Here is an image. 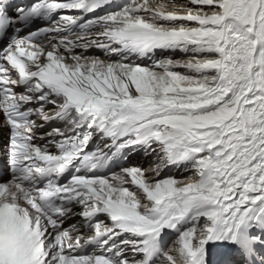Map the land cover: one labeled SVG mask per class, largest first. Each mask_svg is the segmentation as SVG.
Returning <instances> with one entry per match:
<instances>
[{"label":"snow or ice","instance_id":"6c2138e0","mask_svg":"<svg viewBox=\"0 0 264 264\" xmlns=\"http://www.w3.org/2000/svg\"><path fill=\"white\" fill-rule=\"evenodd\" d=\"M0 264H264V0H0Z\"/></svg>","mask_w":264,"mask_h":264}]
</instances>
